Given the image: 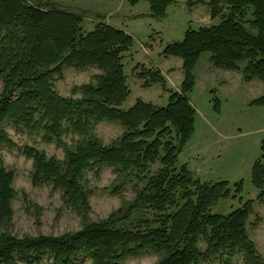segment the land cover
<instances>
[{"label":"trees","instance_id":"trees-1","mask_svg":"<svg viewBox=\"0 0 264 264\" xmlns=\"http://www.w3.org/2000/svg\"><path fill=\"white\" fill-rule=\"evenodd\" d=\"M128 1L135 5L142 0ZM146 1L151 15L162 18L173 0ZM208 4L211 18H220L219 23L188 29L182 40L162 52L182 59L180 90L167 87L160 69H145L139 75L144 86L160 84L169 92L168 103L159 106L137 99L124 108L132 92L123 62L134 45L131 34L105 22L85 31L81 14L49 2L0 0V229L11 223L18 195L16 172L4 165V146L16 147L31 159L33 184L61 191L64 203L86 221L78 231L60 235L20 237L0 231V264H78L80 257L91 264H123L126 257L143 251L161 255L154 264H203L212 258L228 264L236 256H242L244 264H264L248 231L254 201L226 215L211 211L218 201L241 194L243 181L235 183L234 190L227 180L203 182L187 164L178 163L195 132L197 109L189 93L204 53L211 54L217 68L241 71L246 82L264 81V0ZM65 67H95L100 73L73 89L80 97H67L54 85ZM253 103L264 104V96ZM215 108L220 110L219 99ZM103 121L123 127L109 144L96 134V125ZM9 123L63 147L65 157L18 145L5 129ZM68 136L72 144L66 142ZM261 150L252 181L264 202V139ZM104 166L117 174L113 193L121 194L127 183H134L136 197L106 219L88 220L87 173L99 174Z\"/></svg>","mask_w":264,"mask_h":264},{"label":"rangeland","instance_id":"rangeland-1","mask_svg":"<svg viewBox=\"0 0 264 264\" xmlns=\"http://www.w3.org/2000/svg\"><path fill=\"white\" fill-rule=\"evenodd\" d=\"M32 4H54L84 17L85 31L92 30L97 23L105 22L123 29L134 37V45L124 53L123 62L131 88V95L124 108L131 107L137 99L156 105L168 103L169 92L160 84L144 86L145 80L139 75L143 70L160 69L167 78V87L180 90L184 78L182 59L166 57L164 48L184 38L188 29H199L219 23L220 18H211L210 0H202L191 6L189 0H173L166 16L151 15L150 4L142 0L131 4L128 0H28ZM209 52L198 61L194 74L196 84L189 93L197 109L195 132L179 155L178 163L187 164L195 178L203 182L227 180L232 190L235 183L243 181V191L237 197L222 199L211 208L212 213L229 214L246 201H254V213L250 216L248 231L259 253L264 257V202L259 199V190L252 181L254 163L261 158V142L264 139V104L254 100L264 96V81L255 78L243 80L241 71L215 67ZM245 62L242 63L244 65ZM100 71L95 67L79 69L65 67L63 77L54 82L58 93L67 97H80L81 92L73 89L92 81ZM216 99L220 110L215 108ZM5 129L18 145H33L43 149L49 156L65 157L63 147L49 143L40 135L18 129L7 124ZM123 132L119 123L103 121L96 125V134L105 143H111ZM72 138L66 142L72 144ZM4 165L16 172L14 187L18 193L13 200L11 223L0 231H8L20 237L60 235L81 229L86 222L83 215L66 205L61 191L49 185H34L31 179L32 160L25 157L16 147L1 149ZM159 165L154 167L157 170ZM117 174L113 167L104 166L99 174L89 171L87 187L91 190V210L88 220L106 219L112 212L131 202L136 197L134 183H127L121 194L113 193ZM199 248L206 249L204 239ZM161 258L153 251L131 255L123 264H154ZM78 264H91L86 257H80ZM203 264H225L221 258H212ZM228 264H244L242 256H236Z\"/></svg>","mask_w":264,"mask_h":264},{"label":"crops","instance_id":"crops-1","mask_svg":"<svg viewBox=\"0 0 264 264\" xmlns=\"http://www.w3.org/2000/svg\"><path fill=\"white\" fill-rule=\"evenodd\" d=\"M237 72V71H236Z\"/></svg>","mask_w":264,"mask_h":264}]
</instances>
